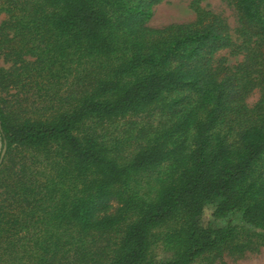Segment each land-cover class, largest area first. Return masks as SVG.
I'll list each match as a JSON object with an SVG mask.
<instances>
[{
	"label": "trees",
	"instance_id": "trees-1",
	"mask_svg": "<svg viewBox=\"0 0 264 264\" xmlns=\"http://www.w3.org/2000/svg\"><path fill=\"white\" fill-rule=\"evenodd\" d=\"M163 1L0 0V264L264 247V0H226L235 29L198 0L147 27ZM207 205L249 228L204 225Z\"/></svg>",
	"mask_w": 264,
	"mask_h": 264
},
{
	"label": "rangeland",
	"instance_id": "rangeland-1",
	"mask_svg": "<svg viewBox=\"0 0 264 264\" xmlns=\"http://www.w3.org/2000/svg\"><path fill=\"white\" fill-rule=\"evenodd\" d=\"M194 0H164L153 8L152 17L146 24L150 28H163L170 24H181L194 20L195 15L190 9V4ZM202 8L220 14L229 24L230 28L237 27V17L234 10L228 5L226 0H198ZM4 19V14L0 13V23ZM225 57L227 65L233 66L241 61V57H230L228 51H221L216 55V59ZM259 98L258 90H254L247 98L246 103L252 106ZM215 206L207 205L202 211V223L211 225L213 228H222L230 225L236 228H249L241 218L238 212L230 213L224 217H216L214 214ZM257 231V230H256ZM259 231V230H258ZM156 259L162 257V254ZM223 262L225 264H264V247H261L257 253L245 254L242 257L224 255ZM215 264H220L215 262Z\"/></svg>",
	"mask_w": 264,
	"mask_h": 264
},
{
	"label": "water",
	"instance_id": "water-1",
	"mask_svg": "<svg viewBox=\"0 0 264 264\" xmlns=\"http://www.w3.org/2000/svg\"><path fill=\"white\" fill-rule=\"evenodd\" d=\"M4 153H5V148H3L2 151H1V154H0V163L2 161V158L4 156Z\"/></svg>",
	"mask_w": 264,
	"mask_h": 264
}]
</instances>
